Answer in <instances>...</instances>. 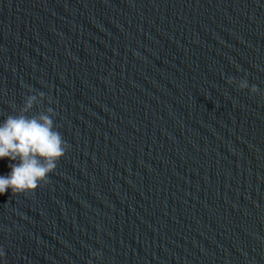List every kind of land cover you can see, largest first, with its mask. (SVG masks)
Instances as JSON below:
<instances>
[{
  "label": "water",
  "instance_id": "1",
  "mask_svg": "<svg viewBox=\"0 0 264 264\" xmlns=\"http://www.w3.org/2000/svg\"><path fill=\"white\" fill-rule=\"evenodd\" d=\"M45 115L0 264H264V0H0V123Z\"/></svg>",
  "mask_w": 264,
  "mask_h": 264
},
{
  "label": "clouds",
  "instance_id": "2",
  "mask_svg": "<svg viewBox=\"0 0 264 264\" xmlns=\"http://www.w3.org/2000/svg\"><path fill=\"white\" fill-rule=\"evenodd\" d=\"M250 92L257 93V87L252 86ZM33 100L35 96H29V107ZM67 147L54 130L50 116L39 119L9 116L0 123V160L8 159L13 163L6 175H0V195L9 190L13 194L34 191L38 185L46 183L48 174L54 171Z\"/></svg>",
  "mask_w": 264,
  "mask_h": 264
}]
</instances>
